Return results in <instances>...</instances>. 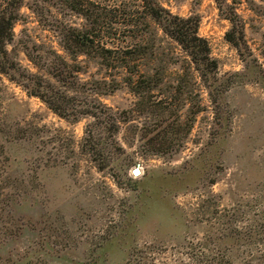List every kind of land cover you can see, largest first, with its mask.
Segmentation results:
<instances>
[{"label": "rangeland", "instance_id": "obj_1", "mask_svg": "<svg viewBox=\"0 0 264 264\" xmlns=\"http://www.w3.org/2000/svg\"><path fill=\"white\" fill-rule=\"evenodd\" d=\"M37 1L49 11L37 20L24 6L31 17L16 24L20 39L9 46L31 71H37L31 58L65 55L59 26L83 24L64 6ZM227 2L243 21L252 56L243 60L225 39L230 23L214 0H170L174 13L199 16L198 33L218 62L222 87L213 103L203 93L198 114L190 91L177 111L167 112L166 149L131 127L152 125L160 120L156 112H133V123H120L122 149L108 155L105 172L82 150L91 118L62 117L0 74V253L22 252L51 236L71 264H84V252L105 254L106 264H128L138 252L154 256V264H199L189 253L217 252L214 243L204 249L205 239L217 235L225 236L221 251L231 257L225 264H264V0ZM170 70L181 72L180 64ZM99 98L120 118L135 100L125 87Z\"/></svg>", "mask_w": 264, "mask_h": 264}, {"label": "trees", "instance_id": "obj_2", "mask_svg": "<svg viewBox=\"0 0 264 264\" xmlns=\"http://www.w3.org/2000/svg\"><path fill=\"white\" fill-rule=\"evenodd\" d=\"M46 1L66 7L83 20L80 26L57 28L59 45L65 55L53 51L50 56L43 57L42 62L29 59L37 71L24 66L18 52L9 49L20 39L15 33L16 24L27 23L31 17L21 10L26 6L34 18L41 20L45 10L49 9L45 8V2L37 0L34 6L26 0H0V74L62 117L73 121L91 118L86 124L81 146L99 171L110 169L112 160L108 155L113 157L122 149L116 133L120 123L134 122L133 112H156L160 120H155L152 125L138 122L131 127L141 132V139L148 133L150 138L146 141L152 147L166 149L168 141L162 136L169 133L166 128L171 127V120L163 124L166 114L177 111L188 91L194 95L195 114L205 110L204 92L211 103L215 101V91L223 83L209 42L198 33V15L174 13L166 5L170 0ZM214 1L222 17L230 23L225 39L246 61L245 56H252V53L245 39L242 19L227 0ZM79 56L81 60H78ZM178 63L181 72L171 71L170 66ZM90 66L94 67L93 72L89 70ZM244 67L247 68V63ZM119 87H125L135 98L133 107L122 111V118L99 98ZM179 119L176 117L175 123ZM157 149V153L165 152ZM205 240L204 249L214 243L218 251L190 252L191 263L225 264V259L229 262L230 255L221 251L225 236L214 235ZM139 253L128 264L155 263L154 256ZM79 258L84 264L107 262L105 254L84 252ZM70 262L65 253L53 248L51 236L38 237L22 252L0 253V264Z\"/></svg>", "mask_w": 264, "mask_h": 264}, {"label": "water", "instance_id": "obj_3", "mask_svg": "<svg viewBox=\"0 0 264 264\" xmlns=\"http://www.w3.org/2000/svg\"><path fill=\"white\" fill-rule=\"evenodd\" d=\"M140 169L138 168V167H134L133 169H132V173H133V175H139L140 174Z\"/></svg>", "mask_w": 264, "mask_h": 264}]
</instances>
